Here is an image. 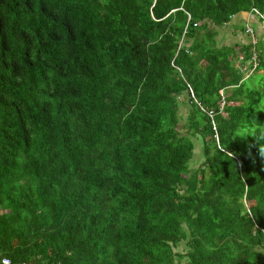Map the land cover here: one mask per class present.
I'll use <instances>...</instances> for the list:
<instances>
[{"label": "trees", "instance_id": "trees-1", "mask_svg": "<svg viewBox=\"0 0 264 264\" xmlns=\"http://www.w3.org/2000/svg\"><path fill=\"white\" fill-rule=\"evenodd\" d=\"M252 9L0 0V262L264 264V48L217 39Z\"/></svg>", "mask_w": 264, "mask_h": 264}, {"label": "rangeland", "instance_id": "rangeland-1", "mask_svg": "<svg viewBox=\"0 0 264 264\" xmlns=\"http://www.w3.org/2000/svg\"><path fill=\"white\" fill-rule=\"evenodd\" d=\"M249 23L248 26L251 27V24H254L255 28H253V35H254V40L257 42L261 43V47L264 48V21L258 20L256 17L252 15H248L247 17H240V19L235 18L234 20L231 21V23L227 24L226 26L222 27L219 30V35H218V41L220 42L221 46H231L234 43H238V45H247L250 42L252 43V40L246 35L244 30L242 29V25L245 23ZM254 41V42H255ZM224 44V45H223ZM257 44V43H256ZM236 51H238V48H236ZM238 60L241 59V54H238ZM248 63H246V66ZM244 66H242L243 68ZM254 72L248 73L245 75V77H249L253 74ZM261 73V72H260ZM252 84V82H251ZM180 113L182 114L183 111L181 110ZM197 149H196V155H199L200 152V144L197 143ZM182 245H180L177 248V251L182 250Z\"/></svg>", "mask_w": 264, "mask_h": 264}, {"label": "built area", "instance_id": "built-area-1", "mask_svg": "<svg viewBox=\"0 0 264 264\" xmlns=\"http://www.w3.org/2000/svg\"><path fill=\"white\" fill-rule=\"evenodd\" d=\"M252 14H254L255 16H258V17H260V18H262L264 20V16L259 14V12L257 10L252 9ZM194 26H197V24H194ZM247 32L251 33V35H252V37H251L252 43L256 44V41L254 40V37H253V31L248 29ZM240 58L241 59H239V61H241L243 59L242 56ZM255 61H256V54L253 53V56H252L251 62H250L251 65H252V69L257 67V63ZM242 71H243V73H246V71H247L246 67H243ZM0 264H12V262H11V260L9 258H3L1 260V262H0Z\"/></svg>", "mask_w": 264, "mask_h": 264}, {"label": "crops", "instance_id": "crops-1", "mask_svg": "<svg viewBox=\"0 0 264 264\" xmlns=\"http://www.w3.org/2000/svg\"><path fill=\"white\" fill-rule=\"evenodd\" d=\"M248 15H252V16H254V17H256L254 14H252V12L251 13H244V12H241V13H238L237 15H235L232 19H231V21L232 20H234L235 18H238V19H240V17H247ZM257 18V17H256ZM231 21L229 22V23H231ZM228 23V24H229ZM248 24L249 23H245V24H243L242 25V29L244 30V32L246 33V35L251 39V37H252V35H251V33H249V32H247V30L248 29H250V30H252L253 31V28H255V26H254V24H251V27L250 26H248ZM253 37H254V35H253ZM251 62V61H250ZM245 67H247V66H245Z\"/></svg>", "mask_w": 264, "mask_h": 264}, {"label": "clouds", "instance_id": "clouds-1", "mask_svg": "<svg viewBox=\"0 0 264 264\" xmlns=\"http://www.w3.org/2000/svg\"><path fill=\"white\" fill-rule=\"evenodd\" d=\"M260 139H264V137H261ZM257 147V152L261 158H264V144L257 143L255 145Z\"/></svg>", "mask_w": 264, "mask_h": 264}]
</instances>
